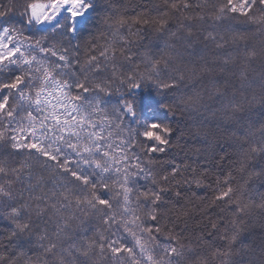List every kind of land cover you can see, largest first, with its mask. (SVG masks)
<instances>
[{
  "label": "snow or ice",
  "instance_id": "1",
  "mask_svg": "<svg viewBox=\"0 0 264 264\" xmlns=\"http://www.w3.org/2000/svg\"><path fill=\"white\" fill-rule=\"evenodd\" d=\"M257 184L264 0H0V264H264Z\"/></svg>",
  "mask_w": 264,
  "mask_h": 264
},
{
  "label": "trees",
  "instance_id": "2",
  "mask_svg": "<svg viewBox=\"0 0 264 264\" xmlns=\"http://www.w3.org/2000/svg\"><path fill=\"white\" fill-rule=\"evenodd\" d=\"M224 167H225V170H226V164H225ZM257 190H258V191H264V187H260L259 184H257ZM201 194H203V193H201ZM215 212H216L217 214H220L218 209L215 210ZM222 215H225V216H226V215H229V213L225 212V213H223ZM217 243H219V241H217Z\"/></svg>",
  "mask_w": 264,
  "mask_h": 264
}]
</instances>
